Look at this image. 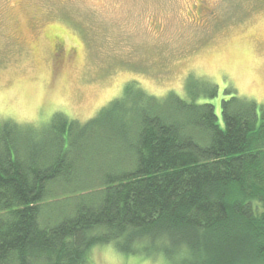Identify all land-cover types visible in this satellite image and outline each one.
<instances>
[{"label":"trees","instance_id":"obj_1","mask_svg":"<svg viewBox=\"0 0 264 264\" xmlns=\"http://www.w3.org/2000/svg\"><path fill=\"white\" fill-rule=\"evenodd\" d=\"M200 94L131 84L85 123L0 121V264H85L97 244L264 264V106L232 95L221 124Z\"/></svg>","mask_w":264,"mask_h":264},{"label":"rangeland","instance_id":"obj_2","mask_svg":"<svg viewBox=\"0 0 264 264\" xmlns=\"http://www.w3.org/2000/svg\"><path fill=\"white\" fill-rule=\"evenodd\" d=\"M131 84L162 98L194 84L221 124L232 95L264 106V0H0V121L43 127L64 112L85 123ZM87 259L168 264L107 244Z\"/></svg>","mask_w":264,"mask_h":264},{"label":"flooded vegetation","instance_id":"obj_3","mask_svg":"<svg viewBox=\"0 0 264 264\" xmlns=\"http://www.w3.org/2000/svg\"><path fill=\"white\" fill-rule=\"evenodd\" d=\"M198 13L201 14L206 10L205 4L203 1H201V4L198 6ZM51 42H52V52H53V57L56 62H62L64 58V41L63 38L61 37L59 32H53L51 33Z\"/></svg>","mask_w":264,"mask_h":264}]
</instances>
